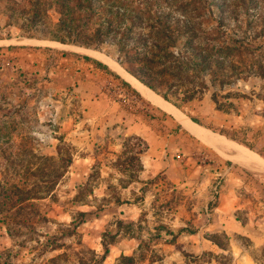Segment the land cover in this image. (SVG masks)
Wrapping results in <instances>:
<instances>
[{"label":"rangeland","instance_id":"1","mask_svg":"<svg viewBox=\"0 0 264 264\" xmlns=\"http://www.w3.org/2000/svg\"><path fill=\"white\" fill-rule=\"evenodd\" d=\"M259 2L0 0V264H264ZM160 8L191 24L151 55L135 17ZM56 54L106 69L110 103L143 117L146 138L100 100L48 90ZM132 67L151 69L179 107L147 85L165 106L145 99L119 75Z\"/></svg>","mask_w":264,"mask_h":264},{"label":"crops","instance_id":"2","mask_svg":"<svg viewBox=\"0 0 264 264\" xmlns=\"http://www.w3.org/2000/svg\"><path fill=\"white\" fill-rule=\"evenodd\" d=\"M79 49H82V48H79ZM77 51H78V49H77ZM86 55H89V54H86ZM55 57H57V59H56L57 65L54 68L50 67L48 69L49 73H50L49 76H51V79L49 82L50 87H48V90H50V91L51 90H58V88L65 90L66 88L69 89L72 87L73 90L77 89V92H79V93H76L75 96L80 98V100L91 101L90 100L91 98H94V102H97L98 100H100L103 103V105L101 107H103L105 110V112L103 110V115L115 116L117 113H119L118 114L119 116L117 115L118 116L117 118H118L119 123L121 125H123L124 130H126L127 132H130L132 134L134 133L138 136H142L143 138H146V134H141L140 133L141 130H139V126L141 125V122L143 121V117L137 118L138 115H134V114L131 115V113H129V115H126L127 110H124L122 108L118 109V107H115L114 105H112L110 103L111 102L110 98H108V95L106 94L105 89L107 87V84L113 80V77L111 75H108V73H106V69L100 68V66H99L100 64H97L94 61H87L84 59H73V58L68 59L66 56H60V58H59V56L57 54L55 55ZM92 57H94V56H92ZM94 58H96V57H94ZM31 59H32V61L35 60V58L33 59V57ZM31 59H30V61H31ZM96 59L100 60L99 62L101 64L105 63V61H103L99 58H96ZM41 64L36 65L34 68L32 67L34 64H32L31 71L36 72V70H37L39 72L38 74H46L47 75V71H46L47 69L42 68ZM104 65H106V66L108 65L112 69V66H110L109 64L105 63ZM113 71H115V70H113ZM119 73H121V74H119ZM119 73L118 74L124 80H125L126 76H129L128 73L124 72L123 70H122V72H119ZM134 80L136 82L140 83L136 79H134ZM125 81L128 82L129 80L128 81L125 80ZM128 83L138 91V89L130 81ZM140 84L142 86H144L142 83H140ZM98 87H100V90H102V88H103L102 92H100L99 97H97V94H94V93H93L94 95L92 94L93 90H97ZM145 88H147V87H145ZM139 93L140 94L142 93L144 96H146L143 92H139ZM147 98L151 99L150 97L146 96L145 99H147ZM152 101L154 102V100H152ZM152 104H154V103H152ZM91 105H93L92 102H91ZM159 105L165 106L164 103L163 104L159 103L158 106ZM162 106H160V107H162ZM108 110H109V112H108ZM156 113H157V115H155V116H162V113H159L158 111ZM87 114H89V111ZM129 116L132 118H129ZM149 121L155 122L157 120L156 119H149ZM163 122H167V120L163 119ZM108 124H110L109 120L107 123H103L101 126H104L106 129V126H108ZM149 124H150V126L154 125L152 123H149ZM169 124H171V123H169ZM101 126L99 129H102ZM171 126H174V125H171ZM71 128L75 132L81 131L79 125H73V127H71ZM142 162H143V166L145 169L146 165L144 163V159ZM243 186H246V185H244L243 183H239V187L243 188ZM238 194H239L238 191L235 190L234 197L236 198V200L238 199Z\"/></svg>","mask_w":264,"mask_h":264},{"label":"trees","instance_id":"3","mask_svg":"<svg viewBox=\"0 0 264 264\" xmlns=\"http://www.w3.org/2000/svg\"><path fill=\"white\" fill-rule=\"evenodd\" d=\"M239 1L241 3V6H245L249 0H239ZM78 4H79V2H78ZM256 4H257V2H256ZM61 6L65 7L66 5L62 2ZM78 6H79L78 10L81 11L80 5H78ZM120 8L115 7V9H114V13H115L116 17L121 15V14L124 15L123 12L125 11V9H123L122 7H120ZM120 11H122V13ZM254 12L255 13L252 14V15H254V18L256 19L254 21V23H257V24L261 23L264 27V0H260V2L258 3V8ZM72 13H75V11H73ZM72 13H70V14H72ZM80 14H81V12H80ZM79 17H81V16H79ZM135 18H137V20L139 22L137 25L140 27H143V29L144 28L149 29L150 30L149 32L152 33V35L155 38V42L151 43V45H150L151 50H150V52H148L151 55H154V53H152V52H154L153 51L154 49H156L158 51H160V50L166 51L164 48L169 47L170 43H173L176 40L177 35H174V34L178 30L179 24L182 23V25H184L185 27H187V25L190 26V24H191L190 19L179 20L178 18H173V16H171L169 13H165L164 11H162L161 8L156 15L151 16L148 14L146 17L136 16ZM69 19H70V21H74L73 17L69 16ZM61 41H63V40H61ZM239 42L241 43L242 46H244L242 44L243 41L240 40ZM245 48H243V49H245ZM165 56H167V55H165ZM167 57L169 58V55ZM145 59H146V62H148V63H155V60H152L149 57H146ZM125 61L127 63L132 62L128 58L125 59ZM184 63L185 62H183V64ZM181 65L182 64H179V63H176L175 61H173V64L171 65V67H175L180 71L182 69ZM149 70H151V69H149ZM149 70L145 69L143 67H140V68L139 67H132V68L128 69V71L131 74H133V76H135L137 78V80L139 79L142 83H144L145 86L147 85L150 89L159 93L164 99L171 101L172 104L179 107V103H177V101H175V100H171L169 98V96L167 95V92L161 91L160 88L164 84L163 81L155 79L153 77L154 73L150 72ZM259 70L260 71H255V72L261 76H264L263 68L259 69ZM201 83H203V82H201ZM191 99H192V97L184 96V97H182L181 100L182 101H184V100L188 101ZM70 162H71V160L68 161V163H70ZM103 247H104V252L107 253L108 252L107 245L103 244Z\"/></svg>","mask_w":264,"mask_h":264},{"label":"bare ground","instance_id":"4","mask_svg":"<svg viewBox=\"0 0 264 264\" xmlns=\"http://www.w3.org/2000/svg\"><path fill=\"white\" fill-rule=\"evenodd\" d=\"M95 52H97V51H95ZM101 53V52H100ZM103 54V53H102ZM105 55V54H104ZM110 58V57H109ZM113 60V59H112ZM115 61V60H114ZM119 64V63H118ZM122 68V67H121ZM129 75V74H128ZM126 76V75H125ZM135 77V76H134ZM134 77H132L131 75H130V77L129 76H126V78H127V80H129L140 92H143L146 96H148V97H150L152 100H154L155 102H158V103H161V104H163L162 103V101L159 99V97L156 95V94H154V92H152L150 89H148V88H145L144 86H142L140 83H138V82H136L134 79ZM167 105V104H166ZM172 107V106H171ZM193 126V125H192ZM191 128V127H190ZM196 128H198V127H196ZM201 131V130H200ZM192 132V131H191ZM194 132V131H193ZM196 134V133H195ZM200 135V134H199ZM210 140V139H209ZM212 140V139H211ZM214 144H216V145H218V146H220V147H224V148H226V146L227 145H223V144H221V143H215L214 142ZM227 147H229V146H227ZM230 148V147H229ZM239 154H240V151L238 152ZM242 154V153H241ZM240 154V155H241ZM243 155V154H242Z\"/></svg>","mask_w":264,"mask_h":264},{"label":"built area","instance_id":"5","mask_svg":"<svg viewBox=\"0 0 264 264\" xmlns=\"http://www.w3.org/2000/svg\"><path fill=\"white\" fill-rule=\"evenodd\" d=\"M35 91H36V93H39L40 92L39 87H36Z\"/></svg>","mask_w":264,"mask_h":264}]
</instances>
